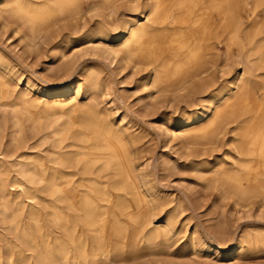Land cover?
I'll return each mask as SVG.
<instances>
[{"label": "bare ground", "instance_id": "6f19581e", "mask_svg": "<svg viewBox=\"0 0 264 264\" xmlns=\"http://www.w3.org/2000/svg\"><path fill=\"white\" fill-rule=\"evenodd\" d=\"M0 21L25 30L29 43L41 34L54 40L51 59L63 64L74 47L119 67H142V87L155 94L183 92L196 109L170 130L165 123L164 133L208 158L223 150L214 165L192 161L194 178L234 207H264V0H0ZM220 59L239 68L221 81L209 76ZM5 61L0 56V110L11 108L12 119L6 141L0 123V264H117L168 251L177 233L173 214L183 206L149 185L129 127L88 106L79 120L64 114L68 93L82 88L70 83L45 103L61 109L65 125L44 130L35 115L42 104L28 97L34 84L26 80L19 95L25 118L8 104L19 82ZM83 80L85 91L98 89L96 74ZM216 237L231 241L222 227ZM200 246L207 251L213 243ZM263 247L264 235L245 232L234 253Z\"/></svg>", "mask_w": 264, "mask_h": 264}, {"label": "rangeland", "instance_id": "374dc122", "mask_svg": "<svg viewBox=\"0 0 264 264\" xmlns=\"http://www.w3.org/2000/svg\"><path fill=\"white\" fill-rule=\"evenodd\" d=\"M125 10L127 6L121 11ZM103 44L114 45L111 41H103ZM55 45V41L45 34L29 43L25 30L15 33L12 24L0 21V56L9 64L12 78L19 82L15 88L16 96L8 104L17 108L25 118L19 95L24 93L28 80L35 85L28 97L42 104L35 110V115L43 118L42 128L59 130L67 118L59 107L54 106L51 110L45 103H54L57 100L55 93L64 90L70 83L75 89L78 85L82 86L77 95L68 93L67 98L71 102L65 107L64 114L79 120L88 106L104 112L112 124L129 127L130 133L138 140L134 146L139 158L136 164L146 174L149 185L156 188L160 195L183 206L182 210L173 214L177 233L168 251H145L129 258L127 262L117 260V264H264V247L253 252L244 250L234 253L237 239L245 232L264 235V207L256 202L247 208L234 207L231 200L222 199L218 192L193 176L192 161L204 159L214 165L223 160V150L217 148L209 152L208 158V151L184 150L163 131L165 123L170 130L184 113H192L196 109L191 100L183 92L158 95L152 89H144L142 67L132 63L119 67L116 66L117 61L110 62V59L101 56H91V59L89 53L77 54L74 47L67 50L65 67L63 61L51 59ZM237 69L235 60L224 63L220 59L210 67L209 76L221 81L226 76L232 77ZM89 73L98 77L97 90L85 91L83 76ZM11 116V108L0 110L2 137L5 141L9 138L5 122L10 123ZM31 143L33 141L29 145ZM78 190L82 191L80 188ZM152 222L156 226L160 225L156 216L152 217ZM218 227L226 230L231 241L217 239ZM49 231L53 232L54 229L50 227ZM203 239L213 243L211 249L205 251L203 247H198L199 241Z\"/></svg>", "mask_w": 264, "mask_h": 264}]
</instances>
